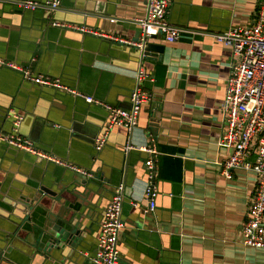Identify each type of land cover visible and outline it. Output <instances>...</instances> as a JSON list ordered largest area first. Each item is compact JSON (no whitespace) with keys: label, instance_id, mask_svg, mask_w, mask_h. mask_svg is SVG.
I'll return each instance as SVG.
<instances>
[{"label":"crops","instance_id":"obj_1","mask_svg":"<svg viewBox=\"0 0 264 264\" xmlns=\"http://www.w3.org/2000/svg\"><path fill=\"white\" fill-rule=\"evenodd\" d=\"M11 1L17 0L0 3V57L108 105L130 108L141 58L121 41L137 40L134 21L144 17L146 0H62L56 13L22 11ZM259 5L260 0H170L169 21L184 32L175 43L150 40L159 53L142 61L149 76L142 84L152 99L143 105L136 129H111L99 153L95 139L107 132L106 109L0 69V134L12 131L13 112L21 114L23 137L97 179L76 193L68 183L76 184L75 172L0 142L4 264H92L104 210L121 183L129 191L120 264H264V250L244 246L241 238L257 175L236 169L228 179L222 171L231 150L218 140L235 57L214 37L254 24ZM54 21L92 34L53 27ZM130 143H154L158 153H127ZM149 159L159 193L154 212L146 211L144 198ZM40 188L58 194L43 196ZM16 203L30 210L31 220L14 233L4 215L12 216ZM48 215L60 232L64 219H82L84 236L76 247L53 249L48 257L35 254V229L50 222Z\"/></svg>","mask_w":264,"mask_h":264},{"label":"built area","instance_id":"obj_2","mask_svg":"<svg viewBox=\"0 0 264 264\" xmlns=\"http://www.w3.org/2000/svg\"><path fill=\"white\" fill-rule=\"evenodd\" d=\"M3 0H0V3ZM22 11L45 10L58 12L62 7V0H48L38 3L32 0L11 1ZM170 0H146L145 15L134 21L139 27L136 41H121L130 44L140 51L141 65L136 73V86L130 97V108L123 109L103 103L92 96L84 95L76 88L69 87L60 79L46 75H34L30 67H23L17 63L0 57V69L20 72L23 78L35 85L60 91L75 98L83 99L88 104H96L108 111L107 132L95 139V149L101 151L107 144L108 131L119 126L132 133L138 126V119L143 105L152 99V95L143 87L142 82L149 76L142 68V61L146 58V49L151 39L162 37L167 43L178 41L184 30L173 26L169 21ZM53 27L61 29L83 28L60 22H53ZM215 39L231 51L235 57L231 65V73L227 80L226 99L223 103L225 111L223 129L219 137V144L229 148L231 154L221 165L222 171L228 179H232V171L245 169L257 175L256 188L252 200L248 204L246 221L242 227V243L246 247L264 250V0H260L256 22L245 27L231 28L217 33ZM24 116L13 112L12 131L0 134V142L5 146L17 149L39 159L54 163L76 174L94 179L92 171L80 168L68 161L51 155L35 146L28 138L20 133ZM139 150L156 155L154 143L150 146L127 145L125 151ZM251 156H254L252 160ZM148 181L144 188V198L148 202L147 212H154L157 205L158 189L154 185V161L146 162ZM126 185L121 183L106 206L100 224L97 250L92 257V264H120L121 251L119 239L124 223L122 220L123 204L126 199Z\"/></svg>","mask_w":264,"mask_h":264},{"label":"water","instance_id":"obj_3","mask_svg":"<svg viewBox=\"0 0 264 264\" xmlns=\"http://www.w3.org/2000/svg\"><path fill=\"white\" fill-rule=\"evenodd\" d=\"M56 22V21H54ZM159 48L155 45L149 44L147 49H146V57L153 55V53H159L158 50ZM138 54L140 55V51L138 49H136ZM114 107H117L115 105H112ZM24 122V120H23ZM22 122V124H23ZM22 126V125H21ZM21 129V128H20ZM96 153H99L100 151H97L95 149ZM93 172V171H92ZM77 178H74L73 181H75L76 184H73L72 181H68V183L72 184V188L74 192H79V189L81 188V186H85L91 183V185L95 186L97 179H90V178H86L83 176H80L77 174L76 176ZM69 184L63 186L62 187L65 189ZM120 184L117 186L119 187ZM116 187V188H117ZM116 190V189H115ZM129 189L126 187V191L125 194H128ZM39 192L42 193L43 196H45L46 194L48 195H53V196H57L58 193H54V192H49L47 188H40ZM12 206L16 209V211H12V216L10 215H4V218L10 220L11 223H13L14 225V233H17L18 231H20L25 223L30 222L31 220V215H30V210L27 209V207H25L22 204L16 203V204H12ZM50 217V215H48V218ZM61 218V217H60ZM50 222L49 223H44L41 226H38L35 230H36V235L34 236V242L37 241L39 242L38 244V248L35 252V254H41L44 257H48L51 253V251L53 249H63L65 245L67 246H77L79 239L82 235V232L80 231V226L82 223V219H77L75 216L74 218H72L71 220L69 219H64L66 220V224L67 226L65 227V229L63 231L60 232V229L55 227V226H51L52 224H54L55 221H52L49 218ZM46 250V251H45ZM5 248H3L2 246H0V264H4L5 263Z\"/></svg>","mask_w":264,"mask_h":264}]
</instances>
